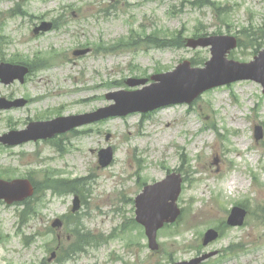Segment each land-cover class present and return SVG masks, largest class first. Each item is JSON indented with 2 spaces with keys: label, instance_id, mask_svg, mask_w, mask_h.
<instances>
[{
  "label": "rangeland",
  "instance_id": "374dc122",
  "mask_svg": "<svg viewBox=\"0 0 264 264\" xmlns=\"http://www.w3.org/2000/svg\"><path fill=\"white\" fill-rule=\"evenodd\" d=\"M190 1L0 0V43H5L0 44V62L2 56L10 61L33 59L38 53L58 55L47 67L33 70L24 83L0 82V98L29 99L24 106L0 109V135L24 129L33 120L107 105L111 81L147 77L157 67L172 70L184 59L205 62L211 56L208 48L152 46L145 38L154 31L171 37L180 29L189 38L195 37L200 23L210 33L221 29L224 34H237L252 23L262 27L264 49V0H217L222 11ZM43 20L56 21V28L35 35L33 28ZM134 38L139 41L124 46ZM117 43L121 45L112 51L104 49ZM87 46L93 49L88 55L72 54ZM249 48H237L233 58L250 61L255 54L252 45ZM262 90L252 80L213 88L192 104L82 127L57 140L61 148L47 142L0 143V177L29 175L40 188L31 213L0 205V264H174L198 256L200 249L217 251L204 264H264V219L257 221L260 217L252 214L260 206L264 218V135L255 138V126L264 129ZM109 145L115 158L102 167L98 154ZM169 170L187 180L178 200L183 214L172 232L159 231L160 248L152 250L143 229L132 223L135 197L144 182L160 180ZM77 177L83 186L82 206L73 212L75 193L57 194L44 185L50 178ZM233 177L236 185L227 188ZM235 201L248 209L245 223L225 228L222 237L203 245L205 231L220 222ZM68 214L80 216L97 243L74 258H62V250L58 259L49 261L59 239L64 249L72 241H67V227L49 231L54 219ZM238 242L239 249L231 252Z\"/></svg>",
  "mask_w": 264,
  "mask_h": 264
},
{
  "label": "water",
  "instance_id": "95a60500",
  "mask_svg": "<svg viewBox=\"0 0 264 264\" xmlns=\"http://www.w3.org/2000/svg\"><path fill=\"white\" fill-rule=\"evenodd\" d=\"M210 44L213 45L212 52L214 57L210 62L207 63L208 67L205 69L192 70L193 72L197 73H206L208 71L209 73L206 78H204V80L191 82V87H193V90L189 94L183 93L182 87L174 83V81L171 83L168 81L169 77L167 76L173 75L177 71L174 73L159 75L156 78L161 80L160 82L147 86L142 90L130 92L120 91L109 94V98H114L117 101V103L114 105L101 108L98 111L89 114L59 117L52 121L36 123V128L34 129L24 130L21 132H11L10 134H5L4 136L0 137V140L3 142L18 143L31 138L52 136L57 132L67 131L77 125H81L83 123L100 118H105L111 115H122L137 110H149L175 101H189L208 88L229 83L237 79L252 78L262 82L264 85V63L261 62L259 57H256V60L250 63L227 61L223 58L227 50L236 46V39L234 37L214 36L199 40H190L189 42V45L194 47L197 45L206 46ZM86 51L87 50L80 51L79 53H85ZM260 55H264V51L261 52ZM3 67H8L9 72L11 71L10 68L17 69L16 73H6L5 75L0 76L4 81L7 82L12 80L14 77H22L27 72L26 68H21L19 66L6 65L1 66L0 69ZM183 67L187 68L188 62L180 66L179 69ZM190 81L191 78L188 80V82ZM136 82L137 81L134 80L132 84H135ZM183 97H187V99H183ZM19 102L22 101L11 102L7 104V106L19 105L21 104ZM23 133H27L28 135L22 137ZM104 152H107V154L101 157V161L104 165H106L112 158V150L108 149ZM171 180L172 178L169 177L165 181L146 186L143 193H141L136 200L138 208L137 218L140 222H143L146 225L152 247L155 244L156 231L163 224L164 219L174 220L179 213V210H177L175 206V201L180 192V179L176 180L177 182L173 186V191H170V187L167 185ZM33 191V186L28 179H16L13 181H5L0 179V199L4 198L8 202L21 200L24 197L31 195ZM169 199H171L170 203L167 202ZM168 205H170L173 211H171L169 214H166L165 210H167V208L165 206ZM243 216L244 213L241 214V217H239L237 222H241ZM157 217H159V220L153 222L152 219H156ZM210 233L211 232H209L208 235ZM202 258L194 261L198 262ZM194 261L183 264H194Z\"/></svg>",
  "mask_w": 264,
  "mask_h": 264
},
{
  "label": "trees",
  "instance_id": "16d2710c",
  "mask_svg": "<svg viewBox=\"0 0 264 264\" xmlns=\"http://www.w3.org/2000/svg\"><path fill=\"white\" fill-rule=\"evenodd\" d=\"M206 1H207V3H210L212 0H197L196 2L201 4V3H206ZM252 36L253 35L249 34V40L257 42L258 37H252ZM163 44H165V45H181V44H183V41H182L180 36H176V37L171 38V39H166V41H163ZM77 182H78V180H75V181H61V183L65 184L68 187H73V188L77 187L79 189L80 185L77 184ZM74 186H76V187H74ZM80 238L88 240L89 235L87 233L81 234Z\"/></svg>",
  "mask_w": 264,
  "mask_h": 264
},
{
  "label": "bare ground",
  "instance_id": "6f19581e",
  "mask_svg": "<svg viewBox=\"0 0 264 264\" xmlns=\"http://www.w3.org/2000/svg\"><path fill=\"white\" fill-rule=\"evenodd\" d=\"M237 179H232V181L230 182V186L233 188L235 185H236V183H237V181H236Z\"/></svg>",
  "mask_w": 264,
  "mask_h": 264
}]
</instances>
